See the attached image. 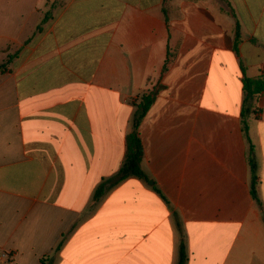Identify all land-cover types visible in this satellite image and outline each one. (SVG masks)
Instances as JSON below:
<instances>
[{
    "label": "crops",
    "instance_id": "obj_1",
    "mask_svg": "<svg viewBox=\"0 0 264 264\" xmlns=\"http://www.w3.org/2000/svg\"><path fill=\"white\" fill-rule=\"evenodd\" d=\"M3 63L0 264H264V0H0Z\"/></svg>",
    "mask_w": 264,
    "mask_h": 264
},
{
    "label": "trees",
    "instance_id": "obj_2",
    "mask_svg": "<svg viewBox=\"0 0 264 264\" xmlns=\"http://www.w3.org/2000/svg\"><path fill=\"white\" fill-rule=\"evenodd\" d=\"M50 13H46L43 22H46L48 19ZM241 38V33L239 29V25L236 27V38H235V47L237 48L238 43ZM8 62V61H7ZM6 62V63H7ZM168 60L165 62V65L163 69H166V64ZM6 63H3L0 65V70ZM244 88L247 93V97H255L262 93L264 90V76H260L257 79H250V78H245L244 79ZM155 99V91H152L151 93H145L142 95L140 103L138 105V111L134 117V131L128 135L127 137V152H126V158L124 165L120 171L119 174V179H125L128 176H138L142 177L143 173L140 168V162L143 157V147L141 140L138 135V126L144 117L145 113L147 110L150 108L152 105L153 101ZM254 169V165H253ZM104 192V189L100 187L95 194V197H100L102 196ZM253 195H255L254 187L252 189ZM184 260V255L181 252V257H180V264L183 263Z\"/></svg>",
    "mask_w": 264,
    "mask_h": 264
},
{
    "label": "built area",
    "instance_id": "obj_3",
    "mask_svg": "<svg viewBox=\"0 0 264 264\" xmlns=\"http://www.w3.org/2000/svg\"><path fill=\"white\" fill-rule=\"evenodd\" d=\"M2 257H3L4 259H7V258H9V255H8L7 253H2Z\"/></svg>",
    "mask_w": 264,
    "mask_h": 264
}]
</instances>
